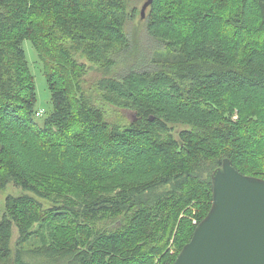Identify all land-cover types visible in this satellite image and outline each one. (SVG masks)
<instances>
[{
  "label": "trees",
  "instance_id": "16d2710c",
  "mask_svg": "<svg viewBox=\"0 0 264 264\" xmlns=\"http://www.w3.org/2000/svg\"><path fill=\"white\" fill-rule=\"evenodd\" d=\"M135 12L125 0H0V191L24 192L0 211V264H173L224 158L264 179V0H153L145 27L161 45L97 83L133 113L121 126L80 94L72 48L111 70ZM24 40L51 93L41 123Z\"/></svg>",
  "mask_w": 264,
  "mask_h": 264
},
{
  "label": "water",
  "instance_id": "95a60500",
  "mask_svg": "<svg viewBox=\"0 0 264 264\" xmlns=\"http://www.w3.org/2000/svg\"><path fill=\"white\" fill-rule=\"evenodd\" d=\"M152 2L144 0L141 17ZM211 185V206L173 264H264V179L224 158Z\"/></svg>",
  "mask_w": 264,
  "mask_h": 264
},
{
  "label": "rangeland",
  "instance_id": "374dc122",
  "mask_svg": "<svg viewBox=\"0 0 264 264\" xmlns=\"http://www.w3.org/2000/svg\"><path fill=\"white\" fill-rule=\"evenodd\" d=\"M127 4L128 12H131L136 8V12L132 19L126 20L125 22V32L129 37L130 46L129 50L121 51L115 55V66L111 70H106L100 62H93L90 60L89 56L82 51V45L78 46V49L72 48L74 53V58L85 66L84 74L80 80L81 92L80 94H85L91 100L92 103L102 107L106 112V120L111 124L117 125H126L134 118L132 112L121 108L120 106L112 103H107L102 100V97L97 88V83L104 79L105 77H110L113 75H122L129 67H131L134 63L137 62L138 68L140 65L138 63L137 58H142L141 56H146L149 52L155 48H158L161 44L155 39L153 40L149 37V34L146 31L145 22L147 20L146 15L148 11V7L145 10V16H140L141 5L144 0H125ZM166 33L171 34L172 36H177V33L173 30L163 29L161 31V35H165ZM166 36V35H165ZM67 46L73 45L71 42L66 43ZM22 46L25 51L26 60L32 73L34 80V88H35V109L42 111V116L38 119L39 123H41L46 117L47 113L51 109V93L46 82L45 78V66L42 60L38 58L37 52L32 46V43L29 40H24ZM75 46V45H73ZM126 57V58H124ZM140 61V60H139ZM130 69V68H129ZM113 74V75H112ZM54 82V81H53ZM52 82V84H53ZM60 85L64 83L61 79L59 81ZM72 126H75V120L71 121ZM182 125H176V132L179 129H182ZM59 180L58 176L56 177ZM66 186V185H65ZM64 186V187H65ZM64 187H58V190L64 191ZM82 190V189H79ZM76 186L73 187L72 192H78ZM24 192L20 190L18 187L13 184H8L5 189L0 191V211L4 209V200L8 194L13 195H21ZM43 202V208H47L50 204L48 202ZM59 234L62 239H66L70 236L71 230L70 228L60 227ZM18 237V233L14 228L12 231V244L15 243ZM37 241H30L25 244V248H33L38 246ZM133 246V245H132ZM124 251V250H123Z\"/></svg>",
  "mask_w": 264,
  "mask_h": 264
},
{
  "label": "built area",
  "instance_id": "2783aa9c",
  "mask_svg": "<svg viewBox=\"0 0 264 264\" xmlns=\"http://www.w3.org/2000/svg\"><path fill=\"white\" fill-rule=\"evenodd\" d=\"M42 111L37 110L36 115H41Z\"/></svg>",
  "mask_w": 264,
  "mask_h": 264
}]
</instances>
